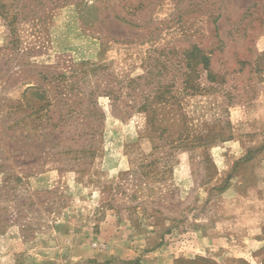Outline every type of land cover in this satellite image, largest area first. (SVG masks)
<instances>
[{
	"label": "rangeland",
	"instance_id": "374dc122",
	"mask_svg": "<svg viewBox=\"0 0 264 264\" xmlns=\"http://www.w3.org/2000/svg\"><path fill=\"white\" fill-rule=\"evenodd\" d=\"M155 1L43 0L11 26L0 16V264H264V79L227 110L196 71V91L152 100L164 123L138 112L159 79L186 72L183 51L201 49V67L217 13L228 53L246 23L264 53L260 21L240 10L257 0Z\"/></svg>",
	"mask_w": 264,
	"mask_h": 264
},
{
	"label": "trees",
	"instance_id": "16d2710c",
	"mask_svg": "<svg viewBox=\"0 0 264 264\" xmlns=\"http://www.w3.org/2000/svg\"><path fill=\"white\" fill-rule=\"evenodd\" d=\"M161 0H156L155 2H158ZM34 2L35 5L39 3V6L45 5L43 0H0V16L5 19L6 22H8V25L11 26L13 24H16L19 22V19H26L29 17L37 16L38 10L35 9V5H32ZM56 5V4H54ZM264 4L257 0L253 1V3L247 5L245 8H241V12H243L242 17L246 19L247 17H256L260 21V28L262 33L264 34ZM254 9H256L254 11ZM220 12V8L218 10ZM217 13V12H216ZM217 18L215 20V28H214V35L213 38L216 39L217 45L212 42V50L208 52V54H205L201 57L200 64L201 67H195V63L192 64L191 60L196 59L198 55L204 54L201 49H199L197 46H195L192 50H186L183 51V57H179L180 63L178 64V69L181 70L184 69L186 72H182L181 76H178L176 81L172 80L171 85L165 84L166 79H159L157 81V87L155 88L156 93L160 89H165L162 93H157L156 96L153 99H149L150 96H146L145 98H148L147 103L143 106L138 107V112H143L147 114L148 117V125L155 129L160 123H164V121H160L159 119V110H163L164 108H159L155 106V103L152 101L154 99H158V101L166 100L168 101L171 98L165 97V93L173 94L175 87L181 86L183 91H196L195 90V84L192 83L193 74L197 71L198 77L201 79L205 76L206 81L213 87L215 85L223 87V91L225 94V100H226V106L227 110L230 107H233L237 104L242 103V96L239 95L240 90H242V95H245L246 98L244 99L247 103L253 100L255 96L257 95L256 89L258 84H260L264 79V53H260L255 48V43L258 38V34L254 35V31L256 30L255 27L252 26L250 23H246L243 25H240L238 27L237 34L242 39V44L240 45L239 51H233L232 53H228L226 51V48H228L222 39V36L220 35L222 33V30L219 25H217L218 20L224 16V13L219 15L217 13ZM243 19V20H244ZM11 30V34H13V29ZM223 53V54H222ZM229 54V55H228ZM222 72L223 79H218V74ZM159 76V75H158ZM228 77L232 81V85H230V88L226 87L225 84H227V81H225V77ZM251 76V80L248 81L245 78ZM143 78V77H142ZM142 78H139L138 80H141ZM147 78V77H146ZM151 78V77H150ZM145 79V78H144ZM131 83H135V81H131ZM178 84V85H177ZM177 85V86H176ZM223 85V86H222ZM226 87V89H225ZM194 88V89H193ZM253 92V96L250 97L248 94V91ZM176 91V90H175ZM246 92V94H244ZM114 93L113 91H107L106 94L108 96H112ZM237 93L236 97H233L232 94ZM172 97V96H171ZM174 98V97H172ZM176 99V98H175ZM150 100V101H149ZM178 100V99H177ZM169 103V102H166ZM176 105V104H175ZM178 109L181 110L180 103L177 104ZM135 108V107H134ZM102 112H100V109L96 108V111L94 112V119L100 118L102 121L104 116ZM180 116L184 120V126L187 125V117L184 115V113L181 112ZM170 121V119H167ZM165 120V121H167ZM168 124V122H167ZM228 126V124H227ZM168 127L164 128L162 133L168 132L166 131ZM189 128L184 127V136L187 137ZM187 134V135H186ZM165 136V134H164ZM216 136H219V139L226 140L230 138V135H226L225 132H221L218 135H214L213 139L211 141H205L206 145L211 144L214 142ZM163 137V135H162ZM167 138H169V135H166ZM170 144L172 141H168ZM178 147H182L183 141L178 143ZM174 148H177V145L173 146ZM158 146L154 145V150H158Z\"/></svg>",
	"mask_w": 264,
	"mask_h": 264
},
{
	"label": "crops",
	"instance_id": "0c3cea01",
	"mask_svg": "<svg viewBox=\"0 0 264 264\" xmlns=\"http://www.w3.org/2000/svg\"><path fill=\"white\" fill-rule=\"evenodd\" d=\"M2 236H3V235H2ZM2 236H1V237H2Z\"/></svg>",
	"mask_w": 264,
	"mask_h": 264
}]
</instances>
